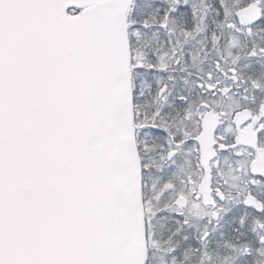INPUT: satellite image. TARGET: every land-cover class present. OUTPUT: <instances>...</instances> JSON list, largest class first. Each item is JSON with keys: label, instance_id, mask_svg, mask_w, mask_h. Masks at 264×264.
Here are the masks:
<instances>
[{"label": "snow or ice", "instance_id": "obj_1", "mask_svg": "<svg viewBox=\"0 0 264 264\" xmlns=\"http://www.w3.org/2000/svg\"><path fill=\"white\" fill-rule=\"evenodd\" d=\"M0 264H264V0H0Z\"/></svg>", "mask_w": 264, "mask_h": 264}]
</instances>
